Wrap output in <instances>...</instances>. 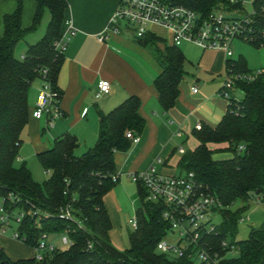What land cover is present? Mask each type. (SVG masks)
<instances>
[{
    "label": "trees",
    "instance_id": "16d2710c",
    "mask_svg": "<svg viewBox=\"0 0 264 264\" xmlns=\"http://www.w3.org/2000/svg\"><path fill=\"white\" fill-rule=\"evenodd\" d=\"M204 15L219 0H171ZM37 9L28 29L23 27V3L18 1L16 10L4 17V33L0 36V199L9 200L24 210L57 213L70 206L71 211L84 220L80 228L76 222L58 217L42 220L27 217L20 227L27 237L26 244L36 248L42 233H67L73 244L66 250H56L45 255L42 261L33 258L13 260L0 250V264H193L186 258L172 259L157 251L158 244L166 238L169 225L162 218V208L146 202V191L138 185L143 210L137 213L138 230L130 237L126 251L117 250L111 241L112 221L104 198L115 188L118 176L115 154L127 152L132 141L128 132L141 135L146 121L140 116L141 101L137 96L128 98L108 114H100L99 135L96 145L77 156L79 147L76 136L66 134L56 139L50 149L37 155L48 175L40 184L26 165L16 166L25 131L33 111H30V92L36 82H47L57 94L60 107L62 91L58 77L64 64L62 29L67 0H36ZM50 13L44 37L28 46L22 59L16 57L17 45L40 28L45 13ZM256 36L251 45L260 47L264 38V17L254 25ZM263 39V40H261ZM141 48H150L161 69L154 81L159 102L164 112L177 103L180 85L186 76L188 60L181 48L169 46L154 34L134 37ZM253 72L243 57L226 60V76H245ZM242 98L228 99V111L221 123L213 128L203 125L193 136L199 142L194 151L184 153L179 163L182 173H194L198 182L209 187L222 203V222L216 229L215 250L219 264H264V224L252 228L249 238L235 241L242 215L250 208L253 199L264 195V75L254 81L237 83ZM224 88H221V92ZM210 144H228L233 157L215 161ZM259 193V194H258ZM241 202L242 206L233 210ZM229 240L237 255L227 257L229 248L222 242ZM92 248L89 249V245Z\"/></svg>",
    "mask_w": 264,
    "mask_h": 264
},
{
    "label": "crops",
    "instance_id": "0c3cea01",
    "mask_svg": "<svg viewBox=\"0 0 264 264\" xmlns=\"http://www.w3.org/2000/svg\"><path fill=\"white\" fill-rule=\"evenodd\" d=\"M18 1L0 0V36L4 33L5 15L16 10ZM20 1L24 6L23 27L28 29L33 22L37 2ZM67 2L62 40L68 37L70 29L76 34L71 37L64 51L65 60L58 77V86L63 94L60 104L62 116L54 121L53 127L48 126L47 117L41 120L30 117L22 135L23 144L17 162L28 167V161L50 149L55 140L52 142L50 139L46 140L45 135L51 134L54 127L64 126L76 131V134L71 135L78 138L80 145L79 138L85 139L86 136L78 128L84 127L90 113L91 117L94 116V111L95 115L98 114L96 130L98 140L100 114H108L128 98L137 96L141 101L139 114L146 121V127L141 135L137 136L140 138L137 144L132 142L127 152L115 154L118 182H121L124 176L132 181L130 174L146 171L151 167L162 175H183L184 173L178 175L177 170L183 156L177 149L180 140L186 138L187 142L191 143L190 150H196L199 142L193 136V132L197 126L207 125L215 128L228 111L229 101L221 94L225 80L217 92L212 91L209 85L210 79L216 80L217 76H221L223 60H227L225 53L217 50L203 51L198 48L200 53L197 55H185L188 62L185 65L186 76L180 85L179 98L170 111L164 112L154 85L161 72L157 63L156 69L151 70L124 57L121 52L124 46L120 39L125 33L117 35L108 29L121 0H67ZM152 32L165 40L169 46H173L171 33L170 36H160L153 30ZM102 36H106V40L101 41ZM36 40L32 38L28 46L35 44ZM102 80L110 82L111 92L98 98V86ZM194 86H198L199 93L192 92ZM41 89L40 81L31 89V112L36 108ZM216 146L218 145L210 144L209 148ZM75 154L81 156L77 150ZM159 159L162 163L158 162ZM110 194L111 192L104 198L109 213L110 208L106 200ZM117 194L118 189L115 190V196ZM7 255L13 259L12 255L8 253Z\"/></svg>",
    "mask_w": 264,
    "mask_h": 264
},
{
    "label": "built area",
    "instance_id": "2783aa9c",
    "mask_svg": "<svg viewBox=\"0 0 264 264\" xmlns=\"http://www.w3.org/2000/svg\"><path fill=\"white\" fill-rule=\"evenodd\" d=\"M263 17L264 0H219L206 15L175 5L171 0H121L108 29L117 35L128 32L134 37L142 38L147 34H154L151 30L153 27H159L171 33L172 45L175 47L194 45L203 51H222L227 59H231L234 56L232 45L235 40H246L249 43L257 40L254 25ZM75 34L70 29L68 37L58 46L65 50ZM258 38H264V34H260ZM100 40H106V36H102ZM260 75H264V69L245 76H226L222 96L228 100L236 95L239 81H254ZM98 87V98L111 92L109 81L102 80ZM192 92L199 93L198 86H194ZM238 92L240 94V90ZM56 103L57 94L52 91L49 83L42 82L33 118L41 120L47 117L48 126L53 127L54 121L62 116ZM201 127L198 125L197 130ZM126 136L134 144L140 141L133 132H128ZM178 152L184 154L182 148ZM158 162L162 163V160L159 159ZM130 179L143 186L146 202L163 209L162 218L168 223L169 231L157 246L159 253L172 259L186 258L193 264L220 263V255L215 250V239L216 229L221 224L216 223V216L221 215L222 203L209 187L198 182L192 172L180 176H166L158 173L154 167L132 173ZM118 180L119 175L113 177V181ZM12 202V195L9 200L0 199V234H7L12 229L14 238L21 242L27 241V237L20 232L27 217H37L38 228H42V220L50 217L76 222L80 228L84 227V220L77 217L70 206L51 213L32 209L27 211ZM130 226L133 231L138 230L137 216L130 220ZM57 234L64 235L62 242L68 248L72 246L73 242L67 233H42L35 248L37 260L42 261L47 253L60 250L48 241L50 236ZM169 238L173 240L170 241ZM222 247L229 248L227 257L237 254L236 247L229 240L223 241ZM91 248L92 244L89 245V249Z\"/></svg>",
    "mask_w": 264,
    "mask_h": 264
},
{
    "label": "rangeland",
    "instance_id": "374dc122",
    "mask_svg": "<svg viewBox=\"0 0 264 264\" xmlns=\"http://www.w3.org/2000/svg\"><path fill=\"white\" fill-rule=\"evenodd\" d=\"M23 3V2H22ZM8 4V3H6ZM7 6V5H4ZM24 7V6H23ZM50 22V14L46 11L43 22L36 33L29 35L24 41H21L16 48V57L22 59L26 54L28 49V43H31L32 38L37 40L34 43L40 41L47 30L48 24ZM151 30L159 34L160 36H170V32L166 29H161L154 27ZM170 38V37H169ZM122 45L124 46L123 53L124 57L134 61L138 65H142L148 69H156V61L154 59L153 51L150 48L139 47L134 36L131 33L125 32L121 37ZM232 49L234 56L231 58L234 61L243 57L247 62L248 68L253 72H259L264 69V45L256 47L251 45L246 40L237 39L233 42ZM181 51L188 56L197 55L200 53L198 47L194 45H184ZM226 79V60H223V72L221 76H217L216 80H209L210 89L217 92L223 80ZM239 87L235 90V94L241 99L243 96L238 92ZM221 96V95H220ZM96 114V111H94ZM91 117L89 115V120L86 121L84 127H79L78 130L84 133L85 139H80V145L77 148L78 155H83L84 151L89 148H93L97 143V133L98 130V114ZM97 119V122L95 120ZM94 122V125H93ZM66 133L76 134V131H71L64 126L54 127L51 134H46L45 139L54 141L63 137ZM52 135V137H51ZM184 143H183V142ZM190 144L187 142L186 138L180 140V146L177 148L184 149L187 153L190 150ZM213 151V159L215 161L229 160L233 157V153L229 151L228 144L218 145L211 149ZM80 153V154H79ZM16 166L20 167L21 164L16 162ZM28 168L30 169L33 178L40 184H43L47 179L48 175L42 169L37 156L28 161ZM178 175L182 173L180 167H177ZM118 189V194L115 196V190ZM105 203V201H104ZM106 204L110 208L109 216L112 221V230L110 233L111 241L113 246L119 251H126L130 247V237L133 233V229L130 226V220L137 216L140 210H143V203L140 195V190L137 184L130 181L126 176H124L121 182H118L115 188L111 191V194L106 200ZM106 206V205H105ZM242 206L241 202H237L233 206V210L238 209ZM107 208V207H106ZM109 212V211H108ZM242 222L240 221L238 225L237 234L235 241H245L249 238V234L252 228H259L264 224V195L260 197V201L253 199L250 202V208L242 215ZM222 222V216H216V223ZM64 235L57 234L49 237V242L53 243L58 249L66 250L68 246L62 242ZM169 240H173L169 238ZM3 249L6 253L12 255L13 259H23L32 258L36 255L35 248L27 245L24 242L16 240L14 238V231L11 229L7 234H0V250ZM237 255V254H235ZM234 255V256H235Z\"/></svg>",
    "mask_w": 264,
    "mask_h": 264
},
{
    "label": "water",
    "instance_id": "95a60500",
    "mask_svg": "<svg viewBox=\"0 0 264 264\" xmlns=\"http://www.w3.org/2000/svg\"><path fill=\"white\" fill-rule=\"evenodd\" d=\"M259 194V193H258Z\"/></svg>",
    "mask_w": 264,
    "mask_h": 264
}]
</instances>
